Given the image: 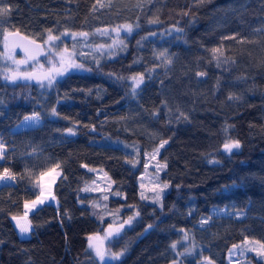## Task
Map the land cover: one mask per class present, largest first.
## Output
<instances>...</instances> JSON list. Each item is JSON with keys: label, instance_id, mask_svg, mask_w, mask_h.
Segmentation results:
<instances>
[{"label": "trees", "instance_id": "trees-1", "mask_svg": "<svg viewBox=\"0 0 264 264\" xmlns=\"http://www.w3.org/2000/svg\"><path fill=\"white\" fill-rule=\"evenodd\" d=\"M3 5L10 11L0 24V56L9 30L42 42L49 31L88 37L66 41L84 67L51 87L10 81L0 63V172L15 177L0 181V264H98L88 237L134 210V222L106 244L123 251L109 264H227L233 244H264V0ZM123 23L135 28L111 57L88 47L109 40L96 29ZM133 77L142 79L135 95ZM246 99L253 102L244 109ZM33 113L41 123L20 127ZM228 140L240 147L223 151ZM149 159L164 188L157 203L141 194ZM57 165V204L32 210L30 234L20 236L12 216L39 194L40 174ZM100 174L105 185L95 187ZM251 258L264 264V256Z\"/></svg>", "mask_w": 264, "mask_h": 264}, {"label": "rangeland", "instance_id": "rangeland-1", "mask_svg": "<svg viewBox=\"0 0 264 264\" xmlns=\"http://www.w3.org/2000/svg\"><path fill=\"white\" fill-rule=\"evenodd\" d=\"M127 25H131L132 29L135 28V25H133V24L123 23V24H119V25L101 27L99 29H96L97 33H99L100 35H105V36L109 37V40L107 42L90 43V44H88V47L90 49H93L94 51L99 52L100 54H103L105 57H111L113 55L114 47L120 45L121 42L123 41L124 36L130 33V32H127L125 29V26H127ZM177 31H178V28L171 27L169 29L168 33L177 32ZM80 33H86V32H84V31H63L58 35H53V36L60 37V40L51 42V45L54 49V53L62 52L65 48H67L68 52H71L74 54L73 55V57H74L75 51L66 45V41L70 40L72 38H75V37H84V38L88 37L87 33H86L87 34L86 37L79 35ZM62 34H64V35H62ZM73 34H76V35H73ZM47 40H48V36L43 40V43H44V46L48 52V43H46ZM47 57H48V55L46 53V55H44V57L39 58L38 64H36L32 61H29V64H27V65L20 64L19 68H17L14 61L24 60L20 53L15 52V53H7L6 55L2 54L0 56V63H1L3 70H4V72L2 74L6 75L7 73H9L11 71L16 70V69H20V68L29 69V68H32L34 66L40 67V65L45 64ZM52 58L55 59V56L53 55ZM136 78L141 79L140 77H136ZM130 82H131L130 88L132 89V86L134 84V81L132 78L130 79ZM252 102H253V99H246L241 106L244 109H246V107L249 104H251ZM241 119H242V116H241ZM40 123H41V120H40ZM36 125H38V124H33L30 126H24L21 123L20 127H32V126H36ZM231 141H235V140H228L225 143L231 142ZM221 149L223 151H225L223 146L221 147ZM235 149H237V148H234L233 150H235ZM225 152H227V151H225ZM227 153H229V152H227ZM149 163H152L151 165L155 164L152 159H149L147 162V166H146L145 170L143 171V173L141 175V179H140V185H141L142 189L145 190L147 193L141 191V194H142L144 199L149 200L153 203L154 202L157 203L156 202V200H157L156 196H158L160 194V192L163 191L164 188H163V185L160 183V181L157 178L158 167L156 166L157 167L156 169L151 168L152 166L148 167ZM52 169H55V171H50ZM42 173H46V175H44L42 177L40 174V176H39V186H40L39 194L30 200H25L23 212L20 214L12 216V221H13L14 225L16 226V228H17L16 221L13 219V217L22 218L26 211L28 212L27 219L31 222L30 217H29L30 212L41 204H37L35 207H29V208H25V204L27 202L29 205H31L32 201H35L38 196H41V191H43V193H44V195L41 197V199H43L44 202H52L53 204H57L58 200H57V197L55 196V194L53 192V185H54V182L56 181L57 177L61 174V169L59 167L54 166V167H51V168L43 171ZM57 173H58V175H57ZM105 180H106V177H104V175L100 174L98 176V179L95 181V187H103L105 185ZM149 191L152 192L153 196L151 193L150 194L148 193ZM185 194H188V193H185ZM137 216H138V211L134 210V212L130 216L125 218L123 221H120L119 223L108 224V225H106L104 230H102L99 233L91 234L90 236H97L98 235V237L100 239H99V241H97V243L102 242L103 248L105 250H107L106 244L108 242H110L112 239H114L126 227H129L134 222V220L137 218ZM129 217H132L131 222L125 223L126 221L129 220ZM121 224H123V228L120 229L118 234H115V229L119 228V226ZM109 225L112 226L111 229L109 228ZM31 228H32V223H31ZM17 231H18L19 235L22 237L29 236V234H30V232H29V233L22 235L19 232L18 228H17ZM108 232H113L114 234L111 236H108V235H106ZM182 240H185L184 234L182 235ZM262 244H263L262 242H260L259 240H256V239H246L242 242L233 244L228 251L226 263L227 264H253L251 257L252 256L260 257V256H262L260 253L264 252V248L261 247ZM233 246H236V247L234 248ZM93 253H94V251H93ZM109 262H113V261H109ZM203 262H204V264H209V262H211V264H214L210 260H205ZM177 263H178L177 261H172L169 264H177Z\"/></svg>", "mask_w": 264, "mask_h": 264}, {"label": "snow or ice", "instance_id": "snow-or-ice-1", "mask_svg": "<svg viewBox=\"0 0 264 264\" xmlns=\"http://www.w3.org/2000/svg\"><path fill=\"white\" fill-rule=\"evenodd\" d=\"M0 4H3V0H0ZM9 11H10V6H8V5L0 6V24H2L4 22L3 17L7 13H9ZM125 29L127 32H131L132 26L127 25V26H125ZM62 35H64V34H62ZM73 35H76V34H73ZM79 35H82L85 37L87 36L86 33H80ZM24 39L25 38H21V40H24ZM5 40L7 41V36H5ZM58 40H60V37L51 35V32L49 31L48 40L46 43H48L47 55L50 57L48 62L51 65V67L49 68L47 73H45L43 76H40V75H37L35 72H18V71H16V72H11V74L7 75L6 79H8L10 81H16L17 79H24V80L34 79L37 82L41 83L42 87L44 86L43 81L46 80L47 86L51 87L57 76H62L64 73L68 72L70 69H72V70L83 69L84 66L82 64H77L74 62V60L72 59L74 54L71 52H68L67 48H65L62 52L54 53V49L51 45V42L58 41ZM29 45L34 47V49H35L34 52H31L29 50ZM20 46L24 48V51L26 53V59H24L22 61H14L17 68H19L20 64H25V65L29 64V61H32V62L38 64L39 63L38 56L41 54H45L42 46L39 44H36L34 41L29 40L26 43H21ZM53 55H55V57H58V59H52L51 57H53ZM161 55H163V54H161ZM170 62L171 61H168V63H170ZM57 63L59 64V67H56ZM40 67H42V65ZM199 75H204V74L200 73ZM132 79L134 81V84L132 86L131 93H132V95H135L137 87L139 86L140 83H142V79H137L136 77H133ZM52 114L56 115L55 109H52ZM40 120H41L40 115L38 113H33L31 116H25L23 121H22V124L24 126H30L33 124H39ZM66 131L70 135L74 134L73 130L71 128L67 129ZM165 143H167V141H162L160 146L162 147L163 144H165ZM239 147H240V142L238 140L227 142L223 145V148L227 152H231L234 148L238 149ZM3 150H4V145L2 142H0V156L3 155ZM156 151L158 152L159 149H156ZM56 167H59V165H57ZM50 171H55V169H52ZM44 175H46V173H41L42 177ZM57 175H58V173H57ZM14 178L15 177L10 173L9 169H7V168L3 169V172H0V181H5V180H9V179H14ZM164 187H167V185L165 184ZM43 195H44V193H43V191H41V196H38L35 201H32L31 205H29L26 202L25 208L35 207L37 204H42L44 202L43 199H41V197ZM27 216H28V212L26 211L22 218L13 217V219L16 221L17 228L22 235L29 233L31 231V222L27 219ZM131 219H132V217H129V220L126 221L125 223H130ZM206 222H207L206 220L201 221V223H206ZM109 228L111 229L112 226L109 225ZM121 228H123V224H121L119 226V228L115 229V234H118ZM113 234H114L113 232H108L106 235L111 236ZM99 239L100 238L98 237V235L88 237V246L90 249H92L94 251L95 257L98 261V264H109V261L119 260V258L123 255V251L118 252V253H113L110 250H105L103 248L102 242L97 243V241H99ZM184 239L185 240L188 239L187 233L184 234ZM171 247L173 249H175L176 244L173 243L171 245ZM233 247L235 248L236 246H233ZM261 247L264 248V244H262ZM190 252H191L190 249H186L185 252L179 253L178 255L184 256L186 254H190ZM260 254L262 256H264V252H261ZM209 264H211V262H209Z\"/></svg>", "mask_w": 264, "mask_h": 264}, {"label": "water", "instance_id": "water-1", "mask_svg": "<svg viewBox=\"0 0 264 264\" xmlns=\"http://www.w3.org/2000/svg\"><path fill=\"white\" fill-rule=\"evenodd\" d=\"M5 36H7V41L5 40ZM21 38H25V39L21 40ZM29 40L34 41L36 44L41 45L44 53L45 54L47 53V49L45 48L42 40L32 38L20 30H17V29L9 30V31H6L2 34V44H3L4 51L6 53H15V52L20 53L24 56L25 59H26V53L24 51V48L21 47L20 44L26 43ZM29 50L31 52L35 51L34 47L31 45H29ZM45 54L39 55L38 59L43 57ZM50 67H51V65L43 66V67L34 66L32 68H29V69H16V70H13L11 72H16V71H18V72H35L37 75L43 76L45 73L48 72ZM56 67H59V64L56 65ZM73 71H79V69H76V70L70 69L68 72H73ZM11 72H9L8 75L11 74ZM68 72L64 73L63 75H66ZM17 81L25 83V84H39V82H37L34 79H30V80L17 79Z\"/></svg>", "mask_w": 264, "mask_h": 264}, {"label": "flooded vegetation", "instance_id": "flooded-vegetation-1", "mask_svg": "<svg viewBox=\"0 0 264 264\" xmlns=\"http://www.w3.org/2000/svg\"><path fill=\"white\" fill-rule=\"evenodd\" d=\"M54 56H55V55H54ZM43 57H44V56H43ZM51 58H52V57H51ZM49 59H50V57L48 56V57H47V60H46V62H45V64H43L42 67H43V66H49V65H50L49 62H48ZM52 59H54V58H52ZM55 59H58V57H55ZM38 60H39V59H38ZM56 65H58V63H57ZM40 66H41V65H40ZM57 77H61V76H57Z\"/></svg>", "mask_w": 264, "mask_h": 264}, {"label": "built area", "instance_id": "built-area-1", "mask_svg": "<svg viewBox=\"0 0 264 264\" xmlns=\"http://www.w3.org/2000/svg\"><path fill=\"white\" fill-rule=\"evenodd\" d=\"M3 172V171H2Z\"/></svg>", "mask_w": 264, "mask_h": 264}]
</instances>
